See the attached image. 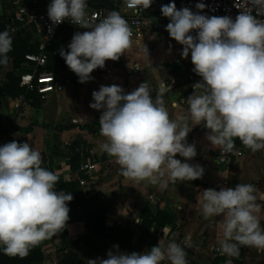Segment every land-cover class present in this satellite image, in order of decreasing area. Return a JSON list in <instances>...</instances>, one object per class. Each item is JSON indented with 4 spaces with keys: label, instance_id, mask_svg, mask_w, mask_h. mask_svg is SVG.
<instances>
[{
    "label": "clouds",
    "instance_id": "1",
    "mask_svg": "<svg viewBox=\"0 0 264 264\" xmlns=\"http://www.w3.org/2000/svg\"><path fill=\"white\" fill-rule=\"evenodd\" d=\"M125 2L129 8L147 9L153 0ZM87 7V0H50L47 6L52 25L70 19L87 29L73 34L68 51H59L80 83L94 79L95 69L104 68L106 60H119L133 46L132 30L118 11L93 22ZM205 7L196 4L197 9ZM237 8L242 11L235 19L208 16L188 7L177 9L174 0L161 8L170 21L166 31L183 45L182 58L191 54L193 71L201 78L194 87L203 91L187 97V114L170 118L163 96L172 88L165 81L154 98L146 81L130 93L117 84L93 91L94 102L89 106L103 109L100 134L106 141L101 150L116 158L124 176L159 184L161 190L169 182L201 178L204 168L187 162L197 152L186 139L201 124L209 130L206 138L212 147L223 152L233 151L235 138L252 152L264 149V21L258 19L264 16V0H246ZM11 50L12 36L0 31V65H8ZM177 154L186 159L176 158ZM43 160L41 151L28 142L13 140L0 146V250L6 255L26 257L33 247L65 230L70 219L68 202L73 195L55 190L59 176L44 167ZM258 191L253 184L237 183L198 193L205 219L223 214L221 254L238 256L241 245L264 250V228L258 215L264 204L257 202ZM186 257L180 244L171 242L165 247L159 240L143 252L128 253L113 245L106 259H89L88 264H162L165 260L188 264Z\"/></svg>",
    "mask_w": 264,
    "mask_h": 264
},
{
    "label": "crops",
    "instance_id": "2",
    "mask_svg": "<svg viewBox=\"0 0 264 264\" xmlns=\"http://www.w3.org/2000/svg\"><path fill=\"white\" fill-rule=\"evenodd\" d=\"M172 1L170 0V3ZM24 6L30 7L25 0H0V19L6 21L4 30L8 19ZM149 17L141 36L132 34V48L126 54H122L117 61L106 60L105 67L98 75L93 76L94 79L80 83L77 75L67 67L59 52L54 50L49 64L61 80L55 92L38 105L32 103L24 94L14 98L0 97V146L13 140L32 144L41 151L46 168L58 174L57 184L73 179L84 198L82 206L70 209V219L65 230L33 247L40 250L42 260L32 264H57L59 257L69 249L78 250L81 259L87 263L89 259L104 258L110 244L107 241L95 243L94 237L89 235L84 226L85 211L93 207L103 209L107 226H121L135 231L141 223L140 214L144 208L152 212L164 211L175 216L176 222L173 226L166 225L156 235L151 231L150 236L153 239L150 241L154 240L155 245L161 240L163 245L167 246L168 234L182 233L179 243L190 252L188 264H212V259L216 255L224 256L228 264L239 263L240 255L230 257L218 251V241L223 238L222 229L219 227L223 214L205 219L197 196L200 191L207 188L219 190L221 187H234L237 183H250L259 190L257 202L264 204V149L252 152L235 138L234 147L244 148L245 151L230 164L221 165L216 160L221 149L212 147L206 138L209 130L203 127V124L194 126L186 139L189 144L195 145L197 155L187 162L201 165L204 168L203 176L192 181L169 182L168 187L161 190L159 184L136 182L124 176L116 158L101 150L100 145L106 138L100 134V125L85 127L91 126L95 120L99 122L103 109H92L89 105L94 102L93 91L99 90L101 85L117 84L125 92L130 93L140 83L146 81L154 98L161 81H165L172 88L163 96L172 119L187 114L189 95L192 93L198 95L203 91L194 87V83L201 78L193 71L191 54L189 53L188 58H182L183 45L171 38L166 31H159L158 19L161 17L157 14ZM85 30L87 29L80 26L72 27L70 37L60 45V49L68 51L73 34ZM40 35L34 26L24 25L17 34L11 36L12 41L20 37L32 45L39 46ZM64 35L65 31L60 30L59 36ZM175 44L178 45L177 49L168 48L174 47ZM17 69L18 67L14 66V57L10 55L8 65H0V85L4 84L7 88V75L10 72L18 75L21 80ZM19 86L21 87L20 82ZM20 97L22 98L19 99ZM73 143L76 145L71 146ZM73 158L77 160L73 161ZM176 158L186 159L179 154ZM88 160L96 161L99 169L96 173V183L90 188L92 195L85 197L76 176L80 178L86 176L79 171V166L80 162ZM258 215L261 227L264 228V208ZM202 229L206 230L207 235L205 236L203 232L204 236H201V239ZM193 238V242L190 243L189 239ZM75 242L77 244H74ZM133 245L139 252H143L147 246H137L136 237ZM253 249L254 247L246 246L244 258L248 262L255 259Z\"/></svg>",
    "mask_w": 264,
    "mask_h": 264
},
{
    "label": "trees",
    "instance_id": "3",
    "mask_svg": "<svg viewBox=\"0 0 264 264\" xmlns=\"http://www.w3.org/2000/svg\"><path fill=\"white\" fill-rule=\"evenodd\" d=\"M26 4L30 7H36L40 10H46L47 4L44 0H25ZM153 3V2H152ZM88 7L87 8H95V9H107L109 11L114 10V0H87ZM152 4L148 8L149 16L156 15L152 11ZM159 17H163V15L157 14ZM5 22L0 19V31H4ZM70 25H63L57 29L55 37L50 45L47 47V57L48 63L46 65V70L56 71L53 69L52 65L50 66L49 62L51 61V54L55 50L56 52L60 51V45L66 41L71 35ZM65 31V35L63 37L59 36L60 30ZM38 44H30L27 40L18 37L16 40L12 41V50L7 54L8 57L13 55L14 57V66L19 67L20 63L23 60V56L26 53L37 52ZM20 77L13 72H10L7 75L6 85H0V97H17L19 94H24L26 98L31 99L32 103L38 105L43 100L36 92H31L21 88L19 86ZM95 125H100V123L95 120V122L91 126L85 127H93ZM76 143H73L71 146H75ZM76 161V158L72 159ZM43 166L46 167L43 162ZM55 190L60 192L63 191L65 193H72L73 199L68 202V206L71 209L72 207L82 206L84 204V198L80 194L79 190L76 188V184L73 179L70 182H63L60 184H56ZM70 217V212H69ZM141 223L138 227V230H132L130 228H123L121 226H107L105 221V213L100 207H93L87 209L85 211V220L84 226L89 235L93 236V241L95 243H104L107 241L110 244V249H112L113 245H119L121 251H125L131 253L133 251L139 252L135 250V246L133 245V240L136 237V245L139 247H143L147 245L144 251H149L152 246H155V241L150 239V234L156 235L162 228L166 225L173 226L176 222V218L173 215H170L164 211H156L152 212L147 208H144L140 214ZM149 241L151 244H149ZM74 244H77L75 242ZM187 256L189 255V250L185 248ZM246 246H239V255L241 261L244 260ZM108 250V251H109ZM107 258V254L103 259ZM42 260V255L39 249L32 248L29 254L26 257L19 256H9L4 254L2 250H0V264H32L35 262H39ZM57 264H88L86 261L81 259L79 251L75 249H69L66 253H64L61 257H59ZM212 264H228L226 258L222 255H216L212 259Z\"/></svg>",
    "mask_w": 264,
    "mask_h": 264
},
{
    "label": "built area",
    "instance_id": "4",
    "mask_svg": "<svg viewBox=\"0 0 264 264\" xmlns=\"http://www.w3.org/2000/svg\"><path fill=\"white\" fill-rule=\"evenodd\" d=\"M48 6L50 0H44ZM173 2V1H172ZM177 9L188 7L193 12H201L208 16H224L229 15L233 19L242 11L237 8L244 6L246 0H174ZM197 3H204L206 7L203 10L197 9ZM237 7H236V6ZM114 10L118 11L123 16L135 36H141L142 30L146 27V23L149 21L148 8L139 6L136 8H129L126 5L125 0H115ZM87 14L90 18H94L93 22H98L103 19L110 11L107 9H95L87 8ZM253 15H256L253 10ZM261 21H264V16L258 17ZM159 23L166 25L170 22L169 18L163 16L158 19ZM24 25L34 26L40 33V43L37 52L26 53L23 56V60L20 63L17 72L21 76L20 85L26 91L36 92L42 99H46L47 96L56 91L60 86V76L53 71L46 70L48 63V57L46 49L53 41L57 29L63 25H70L74 28L79 27L74 25L70 19H66L59 25H52V22L47 16L46 10H40L36 7H21L8 19L6 24V30L10 35H15ZM51 29V31H49ZM167 32V31H166ZM168 33V32H167ZM169 34V33H168ZM195 35V31L192 33ZM102 68L95 69L91 75L95 76L101 72ZM54 77V79H53ZM20 97L19 99H21ZM16 107L18 104L15 105ZM244 148L234 147L232 152H220L217 154L216 160L221 165H228L240 156H242ZM98 163L94 160H88L86 162H80L79 171L86 174L85 177L80 178L76 176V181L80 188L84 191V196L89 197L92 195L90 188L96 183V173L98 172Z\"/></svg>",
    "mask_w": 264,
    "mask_h": 264
},
{
    "label": "rangeland",
    "instance_id": "5",
    "mask_svg": "<svg viewBox=\"0 0 264 264\" xmlns=\"http://www.w3.org/2000/svg\"><path fill=\"white\" fill-rule=\"evenodd\" d=\"M158 36L162 37V35H160V34H158ZM179 47H181V46H179ZM168 48L172 49V50L173 49L175 50V49L178 48V45L175 44L174 47H168ZM43 100H45V99H43ZM201 232H202V235L200 234V237L204 236V235L205 236L207 235L206 230L203 231V229H202ZM203 232H204V235H203ZM181 236H182V233H177L176 235L168 234L166 236V244L168 245L171 242H176V243L180 244L179 243V239L181 238ZM201 239H202V237H201ZM193 240H194V238L193 239H189V242L192 243ZM157 244L158 243H156V245ZM164 246L166 247V245H164ZM253 252H254V255H255V257H254L255 259L253 260V262H248L244 258L243 261H240V259H238L239 260L238 264H264V250H260V249H257L256 247H254ZM186 258H187V260L190 259L188 256ZM162 264H170V261L165 260V261L162 262Z\"/></svg>",
    "mask_w": 264,
    "mask_h": 264
},
{
    "label": "water",
    "instance_id": "6",
    "mask_svg": "<svg viewBox=\"0 0 264 264\" xmlns=\"http://www.w3.org/2000/svg\"><path fill=\"white\" fill-rule=\"evenodd\" d=\"M170 3V0H155L152 4V11L155 14L162 15L161 8L164 5H168ZM159 31L164 32L165 31V25L163 23H160L158 26Z\"/></svg>",
    "mask_w": 264,
    "mask_h": 264
}]
</instances>
